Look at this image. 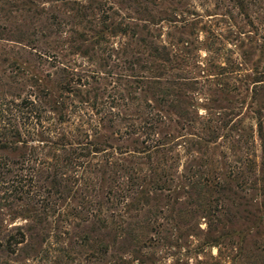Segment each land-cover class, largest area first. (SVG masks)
Segmentation results:
<instances>
[{
  "label": "rangeland",
  "instance_id": "374dc122",
  "mask_svg": "<svg viewBox=\"0 0 264 264\" xmlns=\"http://www.w3.org/2000/svg\"><path fill=\"white\" fill-rule=\"evenodd\" d=\"M2 127L117 167L96 208L1 189L0 264H264V0H0Z\"/></svg>",
  "mask_w": 264,
  "mask_h": 264
},
{
  "label": "trees",
  "instance_id": "16d2710c",
  "mask_svg": "<svg viewBox=\"0 0 264 264\" xmlns=\"http://www.w3.org/2000/svg\"><path fill=\"white\" fill-rule=\"evenodd\" d=\"M73 74L75 75V73ZM76 76L78 75L76 74ZM30 105H33V103ZM97 127L92 135L89 134V131L82 129L83 127H77L75 132L78 139L72 140L71 143H64L66 142L65 136L60 138L54 144L58 152L65 153L67 149L66 144L71 147L65 156L63 154L55 155L56 157L53 162L47 161L44 158L32 159V157L26 158L24 156H21L20 160H11L5 155H1L0 190L5 189L9 195L8 198L16 200H22L24 195L31 199L42 198L43 202H46V205L49 206L52 202L44 196L45 193H51L46 184L49 182L52 187L51 189H56L59 194H61V189L72 192L74 198L77 194H83L84 204L86 203L89 208L101 206L100 202L97 201L99 197L97 193L101 189L99 186L101 184V181H99L100 177L106 172L105 166L114 170L117 167V163L114 161L115 157L113 154H103L106 152V149L102 148L103 146L100 142L102 137H100L101 134ZM2 128L3 132L0 131L2 136H7L10 133L13 136H20L18 130L11 129L9 131L6 127ZM80 137H84L85 140H80ZM15 143L10 141L7 144H2L0 149H14ZM35 154L38 155L37 153ZM44 172H47V175L45 174L44 176ZM126 172L130 174L131 171L127 170ZM113 174L116 176L117 172ZM115 183L117 185H114V187H121L123 185L122 182L119 183V180L118 182L115 181ZM92 211L91 216H94L95 214Z\"/></svg>",
  "mask_w": 264,
  "mask_h": 264
}]
</instances>
